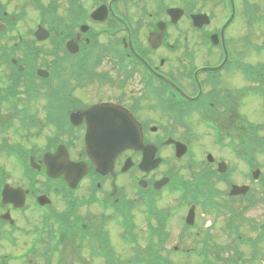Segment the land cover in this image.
I'll return each mask as SVG.
<instances>
[{"label":"flooded vegetation","instance_id":"af4514ba","mask_svg":"<svg viewBox=\"0 0 264 264\" xmlns=\"http://www.w3.org/2000/svg\"><path fill=\"white\" fill-rule=\"evenodd\" d=\"M132 1L0 0V54H13L18 43L21 54H57V104L63 113L80 115L78 128H82V135L85 124L81 114L85 110L98 106L125 110L140 123L144 144L154 145L155 157L161 158L160 164L146 173L137 170L138 162L130 170L136 169L139 179L146 180V189L154 180L175 174L181 178L176 181L175 190L191 193L169 197L162 203L133 200L134 204L130 205L125 197L118 198L123 187L118 177L124 160L129 157L135 160L140 152L126 150L116 158L114 195H111L112 178L89 165L88 170L99 179L94 182V189H102L101 180H106L111 188L102 205L111 203L116 211L123 210L120 218L128 222H133L135 217L131 207L141 210L144 229L142 236H138L137 230L132 233V242L138 250L142 247L149 259H134L135 264H184L170 258V251L179 249L201 251V258L190 264H245L246 261L221 258V251L235 249L232 241L219 242L225 240V227L238 228L240 221L225 216L220 207H224L223 198L232 197L229 191L235 182L229 176L240 170L242 159L246 168L258 164L256 131L247 126L242 128L241 124L253 121L256 107L264 111V102L257 101V90L264 84V76H257L254 69L264 73V54L237 51V44L252 42L250 36L256 31L251 27L255 24L238 21L237 15L243 11L239 2L235 3V14L221 35L228 18H224V0H178L179 4L171 3L167 7L154 4V14H148L146 21L138 4ZM169 8L181 12L168 14ZM160 26L164 28L163 38L154 47ZM245 27L248 39L240 38ZM212 35L217 40L210 46ZM177 47L182 54H171ZM224 47L228 54H224ZM213 50L216 54L207 52ZM100 118L101 115L94 113L93 128L99 129ZM169 139L185 146L178 144L177 149L175 144L167 143ZM83 150L75 155L72 148L68 152L74 161H87ZM177 151L182 154L179 158ZM184 160L199 164V171L196 175L192 173V179L183 178L176 169ZM159 170L161 175L154 177ZM103 188L106 192L107 186ZM192 194L195 198L200 196L210 207L216 204L218 210L210 211L192 203ZM33 198L37 200V196ZM191 206L194 218L190 221L187 214ZM11 208L7 209L11 211ZM78 211L80 206L72 202H65L60 210L49 211L45 223L52 219L62 230L43 228L36 239L48 242L53 235L52 238L55 236L64 244L74 242L76 247L82 242L102 244V233H97L95 227L78 225L82 217ZM211 214L218 215L216 222L209 220ZM186 221L191 224L186 225ZM138 224L141 225L140 220ZM211 224L216 227L214 233L209 232ZM0 237L13 241L10 228L0 229ZM75 253L79 255L76 259ZM88 253L96 256L93 248ZM63 257H72L77 264L81 253L75 249L63 252Z\"/></svg>","mask_w":264,"mask_h":264},{"label":"rangeland","instance_id":"374dc122","mask_svg":"<svg viewBox=\"0 0 264 264\" xmlns=\"http://www.w3.org/2000/svg\"><path fill=\"white\" fill-rule=\"evenodd\" d=\"M213 1V0H210ZM132 2H136L135 4H138V7H140L141 11L145 15V21L148 14L152 13L154 14V4H157L159 2H162L164 4H171L176 3L179 4L181 1L178 0H133ZM212 3V2H211ZM245 3H248V5H251L252 3H256L260 5L262 9H260V14H264V6L260 0H239L240 9L244 6ZM252 6V5H251ZM247 16L244 14L239 13L238 21L247 20ZM263 16L262 15H255L253 24L254 27H251V29H255L256 34H252L251 43H254L255 45L262 47L264 45V33L263 28L261 26ZM147 29V26H145ZM246 28H242L244 31L241 33L243 36H240L248 39L249 37L246 36ZM173 39L170 38L168 41H172ZM243 44L244 42H241ZM239 43V44H241ZM178 46L179 43H176ZM247 47V46H246ZM243 49V47H241ZM240 51H245L244 50ZM264 51V49H262ZM163 52V51H162ZM24 54V52H23ZM171 54H182L181 49L179 47L175 48L173 53ZM201 54L202 51H201ZM261 54H264L263 52ZM18 52L17 56H21ZM46 57V56H45ZM48 58V57H46ZM257 59H261L260 57ZM264 62V60H262ZM9 67L5 64L0 65V73L3 72L8 74L10 70L8 71ZM6 71V72H5ZM3 79H5L4 76H2ZM54 79L56 77H53ZM53 80V79H52ZM133 82H137L134 80ZM1 81H0V87H1ZM53 85L56 86V81L53 80ZM43 95L39 97L38 101L34 102L30 100L28 103L26 99L19 100L17 102V108L26 110L32 109L35 113V119L37 121V124H40L39 119L43 118V112H42V106L43 101L41 99H45ZM46 102V101H45ZM0 144L3 142L7 146H12L13 148L17 149V146H20L22 149L25 148H34L36 151H41L45 147L46 138L45 136L51 133V129L45 126L40 127L39 125L37 127H33L28 129L27 125H24L20 120L19 116L20 113L13 116V112H11V104L8 101V99L4 98L0 103ZM27 105V106H26ZM36 111V112H35ZM263 109L261 107H258V113H256V116H252V120L256 121L258 125V132H257V152L256 157L258 159L259 155H264V120L263 117ZM154 123V122H153ZM200 139H203V136H198ZM62 139H66L64 137H61ZM77 139V138H76ZM74 140L70 147L72 148V154H77L81 149V143H79L78 140ZM195 145V143H192ZM39 147V148H38ZM21 150V149H20ZM22 154V153H21ZM262 166L261 171V178H263V182H255L252 183V190L250 194L252 195L253 199L255 200V205L250 208L245 206L248 199L245 200H230L228 198H223L221 201V204L225 206L224 209H222L225 213V216L227 217L230 214L229 208H233L238 215H240L241 222L238 224V233L247 237H251L254 239V237L258 236L259 230L255 226L257 222L259 224L264 220V166ZM0 168L2 169V176L6 181H9V183L13 184H20L25 188L29 187L28 181L23 179L25 178L24 175V169L22 160L15 156V158L11 155H9L6 151L5 147H0ZM176 169H178L179 174L185 178V179H192L199 171V164L197 162L192 161H186L184 160L182 163L177 164ZM160 174V171H159ZM247 170L242 165H240L239 175L237 176L234 174L232 177L233 180H237L239 183H244L247 181ZM43 177L41 175H36V182L31 188L34 193L36 191H40L43 193L48 194V196L52 199V207H49L48 209L41 211H35L32 212L31 210V203L33 202V199L28 200V208L24 210V212H15L14 216L17 219L16 222V229L14 230V236L16 238V244L15 245H9L7 244L1 237H0V264H45V260L47 259L46 256H43V250L41 248V244H37L36 246V252L33 253L31 251H28V248L30 246V241H32L35 237V231L34 228L36 225H43L44 229H55V223L53 220H49L48 223L45 225L44 218H42L43 213H48L49 211L54 210H60L64 207L65 201L60 199L58 195L53 194L49 191V189L43 185ZM119 181V179H118ZM127 185L124 183L123 180L119 181V184L124 187V193L125 195L132 200H137V189L135 187H131V189L128 188L129 181L125 179ZM89 181H86V188L79 189L74 193L77 197H86L89 192ZM161 194H166L161 193ZM100 196V194H97ZM169 194H166V197H168ZM161 196V195H160ZM175 197H177L176 194H174ZM174 196H169L171 199H174ZM240 203V204H239ZM228 209V210H227ZM176 213L179 212L178 209H175ZM4 211V208L0 206V212ZM141 210L134 209V229L135 231H138V236H142V232L144 229V224H142V219L140 215ZM79 212V211H78ZM81 212V213H80ZM80 214L84 220V223L88 224L90 228H101L105 230L108 233L109 239H111V248L115 257L120 260V264H135L134 262V254L135 250L133 251L132 246L124 243L121 240L120 234L122 232V229L119 225V219L117 216L111 211V210H103L99 205L92 204L90 206H85L83 204L80 207ZM110 214L112 219H109L107 221L103 220L102 217L104 215ZM207 216H203V218H206ZM246 219V220H244ZM139 220L141 221V225L138 224ZM210 220V219H209ZM249 221L250 223H247ZM100 222L102 225H100ZM1 229H4L2 225ZM219 226V224H217ZM95 229V228H94ZM213 232V230H212ZM214 233V232H213ZM242 237V238H245ZM216 240H218L216 237H214ZM113 239V240H112ZM219 241V240H218ZM230 241H232L233 245L235 246V249H225L220 252L221 258L228 259V260H236L238 262L240 261H246L245 264H264V237L260 238V241H257L256 247L254 248L253 252L255 254V259L252 258V250L249 248L245 243L240 242L237 238L234 237V235H225V240L221 239L219 242L224 244H229ZM244 241V240H243ZM18 242V244H17ZM174 240H172L171 244H174ZM178 242V241H177ZM184 244V243H182ZM215 246V245H214ZM59 248L64 252H73L75 249L77 251H80L81 253V260L77 264H106V262L103 260V258L99 256H89L88 250V244L85 243L81 247H76L74 245H70L68 243H65L64 246H59ZM139 255L143 256L146 255V251L142 250V247H140ZM26 254L25 257H22L18 260L14 259V255H20V254ZM49 256H51V253L48 252ZM5 256V258H4ZM57 256V253H54V257ZM79 255L75 253L73 255V258H77ZM32 257L31 261H28ZM51 257L48 264H61V261L59 258ZM72 257H70L71 260H73ZM170 258L174 261H181L184 264H190L191 262L197 261V259L193 256L188 254V257H184L178 253L170 252ZM69 264H76L75 262H71Z\"/></svg>","mask_w":264,"mask_h":264},{"label":"water","instance_id":"95a60500","mask_svg":"<svg viewBox=\"0 0 264 264\" xmlns=\"http://www.w3.org/2000/svg\"><path fill=\"white\" fill-rule=\"evenodd\" d=\"M131 145V144H130ZM88 153L90 155V157L92 158V160L97 164L98 168H102V167H106L107 170H110L111 164H112V159L115 157V154L117 153L116 150L109 152V154L107 156H101L103 154L102 151L100 152H96L93 150V141L90 142V144L88 143ZM55 158V159H54ZM59 158L60 156H53L52 160H54L57 164L59 162ZM149 160V156L144 153L141 164L145 163V161L147 162ZM55 165H49V168L51 169L50 172L54 175H57L56 173H60L61 170H57L56 168H54ZM58 171V172H57ZM64 175L66 180L71 184V182L74 180L76 181L78 179V177H80V175L78 177H74V179L72 177H70L69 175H73V174H69L67 175L66 171H64ZM243 189V188H240ZM239 189V190H240ZM238 190V191H239ZM20 193L19 189H12L9 187H4V190L2 192L3 196L6 195H13L15 197H17V195Z\"/></svg>","mask_w":264,"mask_h":264}]
</instances>
